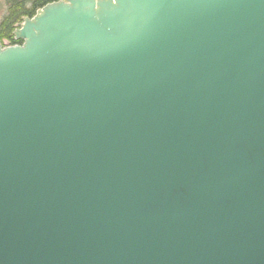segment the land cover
<instances>
[{
	"label": "water",
	"instance_id": "95a60500",
	"mask_svg": "<svg viewBox=\"0 0 264 264\" xmlns=\"http://www.w3.org/2000/svg\"><path fill=\"white\" fill-rule=\"evenodd\" d=\"M0 46V264H264V0H60Z\"/></svg>",
	"mask_w": 264,
	"mask_h": 264
},
{
	"label": "trees",
	"instance_id": "16d2710c",
	"mask_svg": "<svg viewBox=\"0 0 264 264\" xmlns=\"http://www.w3.org/2000/svg\"><path fill=\"white\" fill-rule=\"evenodd\" d=\"M5 3V12L0 20V41H7L9 45L21 44L13 39V31L22 23L23 19H31L36 11L47 4L60 0H1Z\"/></svg>",
	"mask_w": 264,
	"mask_h": 264
},
{
	"label": "rangeland",
	"instance_id": "374dc122",
	"mask_svg": "<svg viewBox=\"0 0 264 264\" xmlns=\"http://www.w3.org/2000/svg\"><path fill=\"white\" fill-rule=\"evenodd\" d=\"M4 12H5V3H4V1L0 0V20H1L2 16L4 15ZM0 45H1V47H6L9 45V43L7 41L3 40V41H0Z\"/></svg>",
	"mask_w": 264,
	"mask_h": 264
}]
</instances>
